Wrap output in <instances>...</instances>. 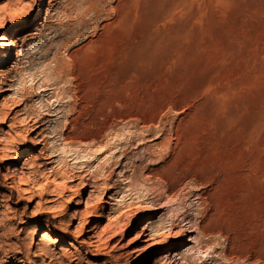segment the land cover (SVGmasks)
<instances>
[{
  "label": "rangeland",
  "instance_id": "rangeland-1",
  "mask_svg": "<svg viewBox=\"0 0 264 264\" xmlns=\"http://www.w3.org/2000/svg\"><path fill=\"white\" fill-rule=\"evenodd\" d=\"M0 95V264H264V0H0Z\"/></svg>",
  "mask_w": 264,
  "mask_h": 264
},
{
  "label": "bare ground",
  "instance_id": "bare-ground-1",
  "mask_svg": "<svg viewBox=\"0 0 264 264\" xmlns=\"http://www.w3.org/2000/svg\"><path fill=\"white\" fill-rule=\"evenodd\" d=\"M39 20V19H38ZM6 91H10V89L8 88ZM3 95H0V97H2ZM35 128V127H34ZM172 143V142H171ZM24 152V151H23ZM18 154V153H17ZM22 157V156H21ZM13 159H14V157H13ZM22 159V158H21ZM92 196V195H91ZM97 198V197H96ZM95 201H93L92 199H91V201H89V204H93V209H94V213L95 214H98V207H97V205H95V203H94ZM114 205H116V203H114L113 204V206ZM91 206V205H90ZM169 234V233H168ZM172 234V233H171ZM50 239V234H47V233H44L43 235H42V244H44L45 242H47V240H49ZM90 241H89V245L90 244H93L94 243V241H93V239L90 237V239H89ZM194 241H195V237H188L187 239H186V242H188V243H194ZM198 241V240H197ZM44 242V243H43ZM184 245V244H183ZM189 248V247H188ZM39 251L41 252V254L42 255H45V256H50L51 254H50V249H49V247L47 246V245H45L44 244V247L43 248H41V247H39ZM187 252H188V250H187ZM181 254H177V253H175L174 255H171L172 256V258H171V260H172V262L174 263V264H181V263H183V262H181V260H180V258L182 257V255L180 256ZM184 259V258H183ZM182 259V260H183ZM229 260V259H228ZM184 261V260H183ZM187 261V260H186ZM189 263V262H188ZM57 264H58V262H57ZM190 264V263H189Z\"/></svg>",
  "mask_w": 264,
  "mask_h": 264
}]
</instances>
